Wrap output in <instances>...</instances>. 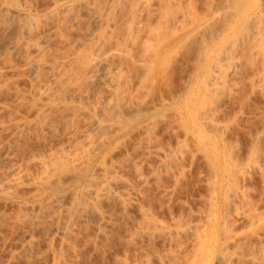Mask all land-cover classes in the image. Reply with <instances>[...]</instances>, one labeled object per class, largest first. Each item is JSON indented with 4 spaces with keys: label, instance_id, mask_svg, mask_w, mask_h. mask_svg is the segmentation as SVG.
I'll return each instance as SVG.
<instances>
[{
    "label": "bare ground",
    "instance_id": "1",
    "mask_svg": "<svg viewBox=\"0 0 264 264\" xmlns=\"http://www.w3.org/2000/svg\"><path fill=\"white\" fill-rule=\"evenodd\" d=\"M20 1L0 0V31L13 32L9 43H0V52L17 54L23 61L22 66L0 69L5 76L0 88L14 77L29 78L30 90L15 86L12 95L15 102L27 98L23 102L30 113L5 124L25 132L65 121V126L73 129L74 120L81 117L84 128L81 126L79 137L61 142L56 150L45 152L46 156L27 157L41 166L38 176L27 178L18 164L10 165L8 180L3 183L0 178L5 199L13 200L19 194L11 187L25 185L30 189L31 206L37 205L36 213L21 216L20 212L14 220L29 216L32 225L36 224L45 217L43 212H54L53 207L60 206V199L67 195L64 211L55 210L57 221L64 218L55 225L64 236L78 210H93L103 216L98 206L102 198H114L125 206L133 193L119 190L122 185L117 181L125 179L117 173L122 165L115 163L114 152L135 133L143 149L156 158L155 168L147 173L129 151L121 154L123 161L132 160L134 175L142 183L158 180L161 173L170 171L173 161L189 151L192 158H202L207 172L201 193L204 210L200 215L197 212V221L179 215L173 223L156 226L155 218L143 210L144 218L153 224L144 232L160 234L170 242L177 232L189 233L193 247L179 264H229L231 260L264 264V206L249 207V188L239 183L253 175L264 183V155L256 145L264 126L245 156L239 158L225 137L227 122L220 124L218 118L222 95L230 94L231 89L234 92L232 87L244 65L253 72L250 85L264 98V0H48L42 9L31 4L26 7ZM66 13L72 17L68 14L70 21L65 24L62 15ZM43 20L52 21L51 33L60 36L56 40L65 46L49 59L44 54L49 37L39 33L42 40L38 32L32 35ZM71 29L81 30L77 38L72 39ZM181 62L188 64V70L176 88L174 78ZM39 74L48 78L47 82L39 79L41 83H37ZM96 82L101 87L92 92L93 103L88 94ZM9 102H5L6 109L15 103ZM164 123L176 130L175 143L166 144V148L156 142ZM13 141L7 137L2 142L7 151L0 154V161L9 159ZM181 175L182 169L172 174L173 186ZM241 219L245 224L240 226ZM96 225L101 230V223ZM30 245L31 241H25V248Z\"/></svg>",
    "mask_w": 264,
    "mask_h": 264
},
{
    "label": "rangeland",
    "instance_id": "2",
    "mask_svg": "<svg viewBox=\"0 0 264 264\" xmlns=\"http://www.w3.org/2000/svg\"><path fill=\"white\" fill-rule=\"evenodd\" d=\"M22 1L26 7H28V5L29 7L33 5L32 7L35 9L44 8L49 3L48 0H21L20 3ZM23 3L22 5H24ZM70 11L69 9L68 12ZM73 12L74 11L71 13L73 14ZM68 14L69 16L71 15L70 13H66V16L62 15V22L64 21L65 24L69 22L70 17H72V15L70 17L67 16ZM83 16L87 17L85 15ZM66 17H68V19ZM85 19L87 20L88 18ZM44 21L48 23L46 24ZM40 22L38 26L36 25L37 27L35 26L37 29L33 30L35 33H32V35H36L38 32V37L46 36L53 38L51 39L52 41L49 40V38L45 39V41L47 40L49 42L47 45L48 42L46 41L45 49L47 50H45L46 53H44L45 58H51V56H55L57 53L63 51V46L60 45L64 44H60L59 40H56L59 39L60 36L56 37L53 35V32L51 33V29L53 28L52 21L43 20ZM49 23H52V25L50 24V26ZM84 23L82 24L84 25ZM73 30L74 29H71L69 32L72 35V39H75L74 37L77 38L81 30ZM51 34L52 36H49ZM12 35L13 32H11V30H6L5 33L4 31H0L1 46L2 43L5 45L9 43L12 39L9 37H13ZM41 37L40 39H42ZM42 40H44V38ZM8 55L12 56L13 54ZM8 55L7 52H4V55L3 52L0 54V69L22 66L21 64L23 61H21L22 58L20 55V57L16 56L17 54H14L15 56L13 55L12 57H8ZM177 67V73L174 78V86L176 88H178V86L180 87L181 79L188 70V64L181 62ZM246 67L247 65H244L243 69ZM249 69L250 68L247 67L244 71H240L242 74L235 88L232 87L233 93L231 89L232 95H230L231 93L228 94V92L222 95L220 113L218 114L220 124L227 122L228 130L224 125V128L228 131L225 137L227 136V140L234 146V155L239 158H243V155L245 156L248 146L254 141L256 134L263 131L264 126V98L259 95L256 88H252L250 85L249 78L252 77L253 72ZM0 75L1 81L5 76L1 74V72ZM39 75V78L36 80L37 83H41V81L42 83L47 82L46 80L48 78H43L44 76L42 77L41 74ZM24 76L25 75L14 77V79L12 78L13 81L10 79L11 84L9 82V85H5L7 88L5 86L2 89L0 88V154L3 155V153L5 154V151H7L2 142L7 137L10 138L11 141L14 140L12 142L14 143V148L10 153L9 159L4 158L0 161V178L1 180L3 179V183L10 178L7 175L10 165L14 167L19 164L18 168L21 169V171L23 170L21 173L23 175L25 174L24 176H28L27 178L38 176L37 174L40 173L41 166L37 165L38 163L33 162L31 159V161L35 163L33 164L27 157L32 154L40 156L41 153L46 156L45 154L50 152L49 150H56L57 148L55 147L58 145L60 146L61 142L79 137L81 129L84 128V121L81 117L74 120V122H76H73V129H71L69 125L67 126V124L66 127L64 124L65 121L57 122L58 125H56L57 123H53L54 125H50V127H48L49 129L43 128L39 130L37 128L36 130L31 128L30 130H25V132H18L14 130L12 126L9 127L6 125L10 118H14L15 116L18 118L30 113L28 110L30 107L28 104L25 105L27 98L15 102L13 99L14 95H12L16 87L22 91L30 90L31 84L29 80H27L29 78ZM100 85L99 82H96L90 86V91H92L89 92L88 96L93 103L95 99H91L92 95L94 91H98V88L101 87ZM10 100L11 102H9ZM5 102L14 103L13 105L10 104L12 105L8 108L10 110L6 109L5 104L7 103ZM3 105L6 110L2 108ZM2 123L6 124L4 125ZM164 124H161L160 128H162L158 130L161 131V134L158 132L161 136L158 135L159 139H157L158 136L156 138L157 144H161L160 146L162 148H166V144L168 143L174 144L176 140L175 128L172 127L174 128L173 132V129L170 128L171 126L169 127ZM164 126H166V128ZM132 135L120 145L116 152H114V156L116 157H114V159H116V161L114 160L115 163H120L122 165L118 167L120 170L117 168V173L120 171V175L122 174L121 176L126 180L123 181L121 178V183L119 180L117 181L118 184L122 185L119 190L125 194L126 191L133 193L132 197L127 195L130 202L127 201L128 203L122 206V204L114 198L100 199L98 206L100 208L99 210L103 212V216L99 213L98 216V214H96L97 212L95 213L93 210H85L84 208L78 210L79 212L77 211L78 213L76 212L74 214L69 224L70 231L64 236H62L61 232L55 227V225L60 222L63 223L64 220L62 219L64 218L62 217V219H59L61 218L59 217L57 221V219H55V214L64 211V205L67 204L68 200L67 195L61 198L62 200L60 199V206L55 205L56 209L53 207L55 213L51 211V213L49 211L48 213L43 212L41 216L45 215V217H43V219H41V217L38 221L39 223H34L33 229L31 228V230H29L28 227L32 225L29 216H25L19 221L14 220L16 218L15 216L21 214V216H23L26 212H37V205L36 207L35 204L31 206L32 198L29 195V187H25V185L24 187L23 185H18L14 188L11 187V189L19 193V196L17 195V197L14 198L15 200L13 199L14 201L5 199L3 193H0V264H179L182 259L190 253L193 247L192 236L189 233L177 232L173 235L175 240L170 242L169 239H166L160 234H147L144 232L145 227L150 228L153 224L144 218L142 211L144 210L155 218L156 226L165 223H173L174 218L179 215H181L183 219H186V221H197V212L199 211L200 215L204 210L201 201V196L203 194L201 193L204 192L203 180L207 174L206 166L203 160H201V157L196 155L192 158V154L189 151L183 158H178L176 161H173L175 166L171 163L173 167L170 166V171L168 170L166 174L161 173L158 180L150 179L146 185V183H142L141 180L135 177L134 167H132L134 165L131 163L132 160L129 161L126 159V161H123L125 159L122 158V155L126 150L127 152L129 151V155L131 154V157L134 159L137 158V161L141 162L142 170L147 173L155 168L156 158L154 154L150 153V155L143 149V145H141L143 143L137 139L138 136L135 133ZM78 144L80 145V142L77 143V146ZM256 145L262 155H264V133ZM43 155L40 157H43ZM120 159H123V162L120 161ZM181 169L182 175L179 177L178 183L173 186L172 174ZM4 174L6 175L4 176ZM5 177H8V179ZM239 183L249 188L251 194L250 205H252L248 206H256L261 209L264 206V183L260 181L257 175H253L250 178L239 179ZM131 190H133V192ZM134 192L137 193L134 194ZM58 207L60 210H58ZM98 219L103 221H99ZM99 222L101 223V230L104 229L103 231L96 225V223L100 224ZM239 222V225L245 224L243 219ZM27 240L31 241V245L25 248L24 244ZM253 240L252 238L250 241L252 242ZM248 243L250 244V242ZM53 253H56L57 257H54ZM229 264H236V262L235 260H231Z\"/></svg>",
    "mask_w": 264,
    "mask_h": 264
}]
</instances>
